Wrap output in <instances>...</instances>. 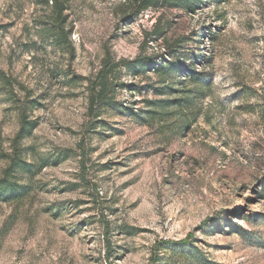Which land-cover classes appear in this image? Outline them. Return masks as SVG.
<instances>
[{
    "label": "rangeland",
    "instance_id": "374dc122",
    "mask_svg": "<svg viewBox=\"0 0 264 264\" xmlns=\"http://www.w3.org/2000/svg\"><path fill=\"white\" fill-rule=\"evenodd\" d=\"M125 2L0 0V182L16 149L34 166L15 176L25 197H0V264H150L182 240L216 264H264V0L130 17ZM107 54L181 73L120 68L127 87L97 117ZM24 114L36 127L18 141Z\"/></svg>",
    "mask_w": 264,
    "mask_h": 264
},
{
    "label": "trees",
    "instance_id": "16d2710c",
    "mask_svg": "<svg viewBox=\"0 0 264 264\" xmlns=\"http://www.w3.org/2000/svg\"><path fill=\"white\" fill-rule=\"evenodd\" d=\"M207 1L208 0H126L124 6L129 7L130 12L128 15L126 14L125 17L140 15L150 10L159 9H177L191 15L196 14ZM52 3H54V1ZM55 8L57 9L55 39L58 47L61 48L63 44L60 43L64 40L63 31L65 30V26H63L65 20V18H63V13L66 9L58 2H55ZM201 38H203V36H201ZM174 52H176V50L170 49V54L174 55ZM156 61V57H148L144 55H139L133 61H116L111 58L110 54H107L100 70L96 74L95 80L91 84L89 94L90 114H96L97 117H99V112L101 110L117 107L116 92L120 87H127L124 84H121L118 78V72L122 67L131 71L133 76L142 75L151 70L162 72V76H164V85L168 83L166 72L171 73L174 71V74L181 73L179 62L174 63L166 61L157 64ZM194 75H198L197 72L194 71L191 73L190 77L193 78ZM35 127L36 123L29 120L24 114L22 116L21 130L17 140L19 141L23 139L26 133L31 134ZM20 170L25 173H32L34 166L33 164L28 163L19 149H16L11 157L8 175L0 182V197L3 199L15 202L21 200L28 194V185H21L19 179L15 177ZM171 257L173 258L171 264H216L208 260L200 250L189 242V240L178 242L160 241L156 243L151 253L150 264L165 262Z\"/></svg>",
    "mask_w": 264,
    "mask_h": 264
}]
</instances>
